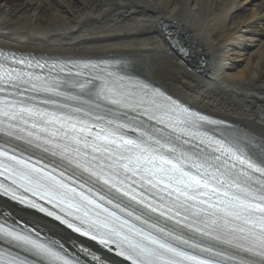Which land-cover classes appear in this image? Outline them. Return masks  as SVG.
<instances>
[{"label":"snow or ice","instance_id":"snow-or-ice-1","mask_svg":"<svg viewBox=\"0 0 264 264\" xmlns=\"http://www.w3.org/2000/svg\"><path fill=\"white\" fill-rule=\"evenodd\" d=\"M11 62L22 67L0 64V134L27 148L0 145V193L115 246L130 264L235 261L216 245L255 258L235 264H264V158L204 128L222 122L107 66ZM28 149L54 158L51 167L25 156ZM0 240L28 250L37 264H80L63 245L6 221ZM0 264L27 261L0 254Z\"/></svg>","mask_w":264,"mask_h":264},{"label":"bare ground","instance_id":"bare-ground-1","mask_svg":"<svg viewBox=\"0 0 264 264\" xmlns=\"http://www.w3.org/2000/svg\"><path fill=\"white\" fill-rule=\"evenodd\" d=\"M250 47L255 51L237 63L228 56ZM0 48L61 61L111 60L191 108L229 120L232 139L248 141L251 156L264 158V0H24L0 7ZM0 216L81 258L98 253L102 264H122L2 198Z\"/></svg>","mask_w":264,"mask_h":264},{"label":"rangeland","instance_id":"rangeland-1","mask_svg":"<svg viewBox=\"0 0 264 264\" xmlns=\"http://www.w3.org/2000/svg\"><path fill=\"white\" fill-rule=\"evenodd\" d=\"M24 0H0V7H10L12 9L14 8H18L22 3H23ZM255 51V48L253 47H250V49H241L239 50L238 48H236L235 51L231 52L230 54H228L229 57H231V59H233L235 63L239 62L240 58L241 59H245L246 58V53H253ZM238 54V55H237ZM241 56V57H240ZM226 63V62H224ZM243 63V62H242ZM227 64H230L229 62H227ZM239 64V63H238ZM241 64V63H240ZM239 64V65H240ZM243 67V66H242ZM240 67V68H242ZM237 71H232L231 74L235 73ZM264 82V81H263ZM218 117V116H216ZM221 118V117H219ZM223 119V118H222ZM226 120V119H225ZM229 121V120H228Z\"/></svg>","mask_w":264,"mask_h":264}]
</instances>
